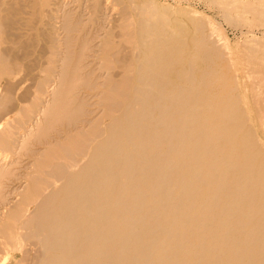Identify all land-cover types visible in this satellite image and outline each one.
Instances as JSON below:
<instances>
[{"label":"bare ground","instance_id":"6f19581e","mask_svg":"<svg viewBox=\"0 0 264 264\" xmlns=\"http://www.w3.org/2000/svg\"><path fill=\"white\" fill-rule=\"evenodd\" d=\"M131 7L0 0V80L34 24L45 59L0 84V264H264V42L240 64L215 18Z\"/></svg>","mask_w":264,"mask_h":264},{"label":"rangeland","instance_id":"374dc122","mask_svg":"<svg viewBox=\"0 0 264 264\" xmlns=\"http://www.w3.org/2000/svg\"><path fill=\"white\" fill-rule=\"evenodd\" d=\"M112 1H113V3L116 4V8L118 7L117 9L120 10L121 8H124V6L127 8H132L131 6L140 4L143 0H133V1L132 0H112ZM158 1H160L162 4L172 6L171 10L173 12H176L178 7H186L189 9H196V10L204 13V15L207 17L215 18L218 25L214 24L213 28L216 31L217 37L222 40L223 46L228 45L233 50L234 55H235V60L240 64L245 62V58H246L245 53L247 54V52L249 51L248 50L249 46L255 44L252 42L253 40H251V38L259 39L258 41L259 42L262 41V43L264 42V36H263L264 35V33H263L264 32V30H263L264 26L257 25V24H255V25L245 24L248 27H246L245 25H241L238 27L234 23L230 24L229 22H226L224 17H222L220 15L219 7L212 5L210 0H158ZM240 1L243 2V0H240ZM253 1L254 0H252V1L251 0H245L244 2H246L245 5H248V4L250 5V6H248V8L249 7L253 8V4H251V3L255 4L258 0L254 1V2ZM245 9L247 11L250 10V8L249 9L245 8ZM120 17H121V15H120ZM219 24L221 26H219ZM222 26H223V28H222ZM216 29H218L219 31ZM42 31H43L42 27L40 25H37V24L36 25L34 24V25H32V27H29L28 29H23L21 31V32H24L26 35H29V36L31 35L32 39L30 40L29 47L27 49H20V48L17 49V52L20 53L19 58H14L12 60L13 63H11L12 67L14 69H16V74L11 76V77L10 76H3V78L0 80L1 90H2L1 92H5V95L11 96V94H14L11 91L10 92L8 91V89H9V88H7L8 83L13 85L14 89H17L16 93L18 95L23 93L24 91H27V90H29L32 94V92L34 91L33 85L35 83V80L44 74V72H42L43 66H41V64H40L41 60H45L44 58H41V53H40V50L42 47L41 45L43 42V36H42L43 32ZM252 31L254 33L251 34ZM246 33H247V35H246ZM250 35H252V36H250ZM247 37H248V39H246ZM260 39H261V41H260ZM245 41H247V42H245ZM259 42H258V44H259ZM262 43H260V44H262ZM248 44H249V46H248ZM9 46H10V44L7 43V44H4L2 47L7 48ZM256 46H260V45H256ZM26 52L28 55H26ZM30 60H31V62H30ZM35 64H36V66H35ZM26 104H27L26 107L29 111L34 110V108H32L31 105H28L29 103H26ZM30 104H32V103H30ZM23 159L25 160L26 158L24 157V158H22V160ZM26 161H24V162H26Z\"/></svg>","mask_w":264,"mask_h":264}]
</instances>
